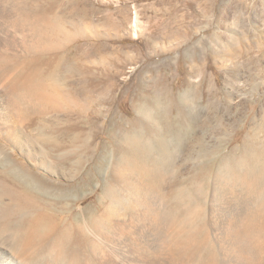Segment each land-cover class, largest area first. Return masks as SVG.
Returning a JSON list of instances; mask_svg holds the SVG:
<instances>
[{
    "label": "bare ground",
    "instance_id": "bare-ground-1",
    "mask_svg": "<svg viewBox=\"0 0 264 264\" xmlns=\"http://www.w3.org/2000/svg\"><path fill=\"white\" fill-rule=\"evenodd\" d=\"M96 11L88 0H0L10 30L0 33V133L67 180L28 170L0 145V264H264V100L226 122L231 106L211 83L200 98L195 81L175 90L150 66L128 86L133 117L110 119L109 105L90 118L94 101L114 99L110 64L134 60L121 47L109 54L123 17ZM171 26H148L145 45ZM195 48L190 62L202 58ZM235 127L240 142L211 172L207 160ZM99 130L108 145L94 142ZM100 149L105 177L90 191L85 168Z\"/></svg>",
    "mask_w": 264,
    "mask_h": 264
},
{
    "label": "rangeland",
    "instance_id": "rangeland-1",
    "mask_svg": "<svg viewBox=\"0 0 264 264\" xmlns=\"http://www.w3.org/2000/svg\"><path fill=\"white\" fill-rule=\"evenodd\" d=\"M88 1L97 8L92 15L94 19H100L102 13L106 12H113L117 20L123 17L120 28L111 34L109 54H112V48L121 47L127 56L130 54L129 57L134 58V60L126 61L122 57V64H110V72L115 73L112 78L115 82V88L112 91L114 99L111 103H103L99 99L94 101L88 107L90 118L94 116L98 108L109 105L112 108L108 115L110 119L133 117L135 111L131 98L137 89L133 86L128 91V86L136 82L139 74H149L146 67L150 66H158L160 72L168 77L169 87L175 90L182 87L185 78L195 81L198 84L200 98L211 96L209 95L211 92L209 83H211L217 95L224 102L229 101L231 106L230 113H227L225 117L226 122L228 119L232 122L234 118L256 110L258 104L249 101L264 100V0ZM119 6L126 8L119 11ZM2 18L0 14V26H3V28L0 27V33L9 34L10 30L4 26L5 22ZM159 20L170 21V26L172 25L170 37L159 38L153 46L145 45L144 38L151 31L147 27ZM165 29L162 31L164 32ZM2 36L0 35V38ZM84 41L85 39L79 40L81 44ZM194 47L201 48L202 58L190 62L188 52ZM163 63H170V66L161 67ZM191 64L195 67L201 66L203 72L187 73ZM105 119L106 116L100 122ZM240 124L242 126V123ZM235 129L236 127L221 143L220 151L214 154V157L211 156V160H207L209 161L207 167L211 172L215 169L217 158L225 155L240 142L243 131ZM95 135V143L103 142L108 145L110 139L104 130H99ZM0 145L5 148L11 159L28 170L40 172L56 181L67 182L62 175L48 173L37 166L27 158L18 145L7 141L1 133ZM102 153V149L98 150L95 163H90L85 168L86 172H90L86 179L90 176L92 179L91 184L88 185L90 191L98 188L105 177L104 171L97 167V163L103 160ZM211 172L207 171L203 179L204 186L210 185L208 175H211ZM79 180L81 181L82 177ZM93 197L89 196L79 203H87Z\"/></svg>",
    "mask_w": 264,
    "mask_h": 264
}]
</instances>
